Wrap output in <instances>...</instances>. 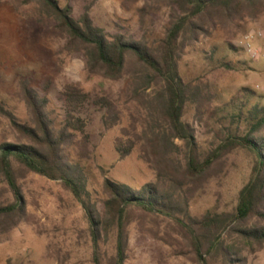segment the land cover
<instances>
[{
  "label": "trees",
  "instance_id": "16d2710c",
  "mask_svg": "<svg viewBox=\"0 0 264 264\" xmlns=\"http://www.w3.org/2000/svg\"><path fill=\"white\" fill-rule=\"evenodd\" d=\"M28 1L39 3L55 18L67 39V48L84 55L91 73L117 81L127 73L128 60L140 67L134 75L139 76L133 79L130 94L139 100L148 89H154L161 128L156 129L149 121H144L143 128L138 131L132 123L116 139L115 151L121 159L138 151L139 160L159 179L134 188L105 178L101 199L104 212H98L88 200L90 192L81 164L90 160L93 153L92 135L88 131L92 115L101 113L105 129H112L122 119L118 101L111 95H92L78 84L68 83L58 93L60 107L50 111L48 98L25 85L22 92L32 113L29 123H21L0 103V113L20 135L13 144H0V176L15 200L0 207V240L16 228L24 214L12 167V162H16L30 172L60 181L81 203L89 219L95 250L99 249L101 235H107L115 226L112 264H125L127 260L125 225L128 212L133 210L174 219L201 264H208L210 259H218L222 264H248L243 251L264 248V94L242 87L240 99L231 98L220 103V96L208 92L206 86L204 89L185 82L179 73V62L187 45L198 43L200 37L210 36L220 25L225 28L226 23L243 22L245 10L256 6L264 8V0H155L169 9L164 36L155 42L120 32H106L95 25L89 7L75 17L70 5L62 6L59 0ZM232 30L226 32L229 40L224 41V45L229 54L237 56L242 48L232 43L235 38ZM201 53L214 70L241 72L252 69L244 60L233 63L224 56L217 58L219 48L215 45ZM188 105L197 107L205 115L208 111L209 120L219 121L214 134L216 147L205 155L198 151L191 126L182 121ZM176 140L182 141L187 149L182 181L177 185L180 188L194 184L221 157L237 148L252 155L253 171L239 193L233 213L208 210L200 218L192 217L189 213L190 188L171 191L160 186L161 176L175 170L170 155L174 148L177 149ZM95 261L102 264L98 256Z\"/></svg>",
  "mask_w": 264,
  "mask_h": 264
},
{
  "label": "rangeland",
  "instance_id": "374dc122",
  "mask_svg": "<svg viewBox=\"0 0 264 264\" xmlns=\"http://www.w3.org/2000/svg\"><path fill=\"white\" fill-rule=\"evenodd\" d=\"M70 5L73 15L79 17L87 11L95 25L108 33L133 35L155 42L164 36L169 9L159 1L139 0H59ZM144 9V13L140 10ZM236 26H238L236 28ZM233 28L232 43L242 48L245 38L252 35V43L264 51V8L256 6L245 10L243 22L226 27L218 26L210 36L200 37L196 44L187 45L179 62V73L185 82L208 88L220 96V103L231 98L240 99V89L248 87L260 94L264 86V64L251 60L242 50L231 55L224 41ZM262 37H258L259 33ZM218 46L217 58L224 56L233 63L244 60L252 69L243 71L214 70L205 61L201 51ZM140 67L128 60L127 73L113 81L87 69L82 53L67 48V39L58 28L55 18L37 2L28 0H0V103L21 123H29L32 113L28 108L22 88L27 85L49 100L50 111L60 107L58 93L68 83L78 84L92 95H111L122 110L121 122L105 129L100 114H93L88 127L92 135L93 153L81 165L87 177L89 202L103 213L102 184L109 178L136 188L147 182H157L159 176L138 158V151L120 158L115 151V141L123 130L134 123L140 131L144 121L156 129L159 115L155 108V91L150 88L139 100L132 97V81ZM220 113V112H219ZM208 111H198L188 105L182 121L188 123L200 154L213 151L217 142L214 134L219 128L216 118L208 119ZM221 116V113L219 114ZM224 124H227L224 122ZM163 126V125H162ZM159 131V130H158ZM20 135L10 120L0 113V144H13ZM177 149L170 155L175 170L162 175L160 186L167 190L191 189L189 213L200 218L208 210L231 214L238 203L242 188L250 180L254 159L243 150L235 149L224 155L197 181L178 187L182 181L187 149L182 141H175ZM16 181L22 196V221L0 240V264H112L115 255V226L107 235H101L99 249L95 250L90 223L85 209L60 182L28 171L23 165L12 162ZM138 188V187H137ZM14 194L0 176V207L14 203ZM125 234L127 260L125 264H201L190 241L174 219L151 215L139 210L128 212ZM233 242V239H229ZM97 251V252H96ZM248 264H264V248L243 251ZM208 264H222L218 259Z\"/></svg>",
  "mask_w": 264,
  "mask_h": 264
},
{
  "label": "built area",
  "instance_id": "2783aa9c",
  "mask_svg": "<svg viewBox=\"0 0 264 264\" xmlns=\"http://www.w3.org/2000/svg\"><path fill=\"white\" fill-rule=\"evenodd\" d=\"M252 35H248L245 38L244 44H242V50L244 53L253 61H261L264 64V51L253 45L251 39ZM258 37H262V33L258 34ZM260 91L264 92V86L259 88Z\"/></svg>",
  "mask_w": 264,
  "mask_h": 264
}]
</instances>
